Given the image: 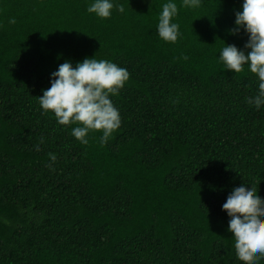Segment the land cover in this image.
I'll list each match as a JSON object with an SVG mask.
<instances>
[{
	"label": "trees",
	"instance_id": "obj_1",
	"mask_svg": "<svg viewBox=\"0 0 264 264\" xmlns=\"http://www.w3.org/2000/svg\"><path fill=\"white\" fill-rule=\"evenodd\" d=\"M89 2L0 0V264H246L221 204L241 183L264 195V103L246 102V64L217 59L247 39L228 32L241 0H176L175 42L157 35L164 0H118L108 17ZM93 54L129 72L104 144L37 98L60 62Z\"/></svg>",
	"mask_w": 264,
	"mask_h": 264
},
{
	"label": "clouds",
	"instance_id": "obj_2",
	"mask_svg": "<svg viewBox=\"0 0 264 264\" xmlns=\"http://www.w3.org/2000/svg\"><path fill=\"white\" fill-rule=\"evenodd\" d=\"M200 3L201 0H180L181 7L191 8ZM114 7L123 10L118 0H90L86 10L98 17H108ZM177 11L176 0H164L161 4L156 31L165 41L175 42L180 35L179 25L172 19ZM14 21V17L8 18L9 23ZM233 23L228 32L235 34L243 29L247 39L243 47L222 39L217 59L224 69L239 72L246 64L247 70L256 75L257 91L246 102L259 107L264 103V0H241ZM128 77L126 67L94 54L74 64L64 59L49 73V86L42 88L38 103L42 110H51L57 123L76 122L70 131L81 143H87L89 130L98 129L99 143L104 144L121 123L119 109L110 94H118ZM34 147L38 149L39 145ZM48 156L50 160L56 159L54 153ZM221 208L229 217L227 229L232 233L236 257L246 264H257L264 257V195L257 191L256 184L234 185Z\"/></svg>",
	"mask_w": 264,
	"mask_h": 264
}]
</instances>
